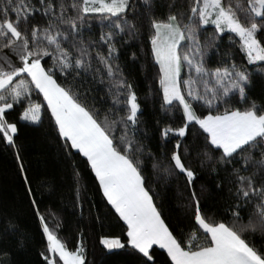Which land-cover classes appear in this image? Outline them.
Here are the masks:
<instances>
[{
	"label": "snow or ice",
	"instance_id": "snow-or-ice-1",
	"mask_svg": "<svg viewBox=\"0 0 264 264\" xmlns=\"http://www.w3.org/2000/svg\"><path fill=\"white\" fill-rule=\"evenodd\" d=\"M225 38L246 64L221 53ZM132 40L142 44L132 60L150 58L155 69L162 152L174 141L152 167L184 179L192 238L166 223L142 167V107L120 64V47ZM257 72L264 79V0H0V141L16 150L46 238L45 264H85L83 243L70 250L62 224L42 211L16 142L18 121L10 119L17 114L38 124L50 113L67 155L82 157L94 174L105 206L126 226V239H100L105 249H130L137 264H153L154 246L165 264H264V97L257 104L251 95ZM86 83L103 85L111 104L89 103ZM193 159L216 173L219 193L227 191L225 215L205 209ZM74 173L82 208L81 173ZM8 256L0 249V264H11Z\"/></svg>",
	"mask_w": 264,
	"mask_h": 264
},
{
	"label": "trees",
	"instance_id": "trees-1",
	"mask_svg": "<svg viewBox=\"0 0 264 264\" xmlns=\"http://www.w3.org/2000/svg\"><path fill=\"white\" fill-rule=\"evenodd\" d=\"M99 31V23L94 22V34L98 35ZM228 50L236 53L237 63L246 64V60L240 59L242 53H239V46L232 45L225 38L220 51L223 53ZM141 51V40H132L120 47V64L135 86L143 112L139 133L145 148L142 167L154 189L156 203L161 207L166 223L174 231L183 230L186 238H192L189 235L192 231L189 218L193 209L186 207L189 189L184 179L175 175L167 176L152 167L154 159H162L164 153L172 148L174 141L166 143L162 152L164 142L161 141L156 121H163L164 117L160 112L161 97L156 94L158 82L155 79V69L152 68L150 58L147 61L143 57L135 62L132 60V54L135 52L140 55ZM219 58L213 53L209 57L210 63L214 65ZM248 67L250 70L256 68L254 65ZM255 75V87L251 95L260 104L264 97V79L260 78L258 72ZM85 88H90L89 103H95L99 108L111 104L103 85L86 83ZM37 100H42V97H37ZM10 119L18 121L16 142L41 209L46 215L49 212L54 214V217L49 216L50 221L58 219L62 224L58 231L67 240L69 249L80 247L82 242L85 264H137V256L130 249L109 251L100 243L102 237L126 239V226L114 214V210L110 211V206H105L106 201L98 190V181L83 163V158L67 155L62 146L63 141L58 139L54 123L50 121V113H45L38 124L20 121L18 114ZM173 122L178 124V121ZM192 138L190 133L186 139L190 142ZM15 151L0 141V249L7 250L11 264H45L41 253L46 247V238L33 214L30 197L26 195ZM149 152L152 153L151 156L148 155ZM191 166L196 171L194 187L197 191L204 189L202 203L205 209L210 210L208 214L214 218L225 215L227 191L219 193L216 190V173L209 168L201 169L195 159L191 161ZM74 167L81 173L82 208L76 201ZM198 242L202 243L203 240L199 239ZM254 242L259 247L261 237L256 235ZM154 251L153 264H165L164 250L154 247Z\"/></svg>",
	"mask_w": 264,
	"mask_h": 264
},
{
	"label": "rangeland",
	"instance_id": "rangeland-1",
	"mask_svg": "<svg viewBox=\"0 0 264 264\" xmlns=\"http://www.w3.org/2000/svg\"><path fill=\"white\" fill-rule=\"evenodd\" d=\"M27 122V121H26ZM30 123V122H29ZM33 124V123H32ZM113 251V250H112Z\"/></svg>",
	"mask_w": 264,
	"mask_h": 264
},
{
	"label": "crops",
	"instance_id": "crops-1",
	"mask_svg": "<svg viewBox=\"0 0 264 264\" xmlns=\"http://www.w3.org/2000/svg\"><path fill=\"white\" fill-rule=\"evenodd\" d=\"M154 247H157V246H154Z\"/></svg>",
	"mask_w": 264,
	"mask_h": 264
}]
</instances>
